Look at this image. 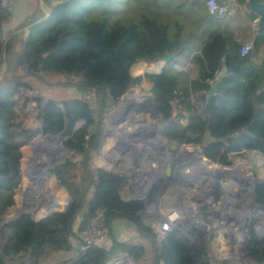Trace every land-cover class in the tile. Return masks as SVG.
<instances>
[{"label":"trees","instance_id":"trees-1","mask_svg":"<svg viewBox=\"0 0 264 264\" xmlns=\"http://www.w3.org/2000/svg\"><path fill=\"white\" fill-rule=\"evenodd\" d=\"M40 1L43 7L39 5L3 33L8 12L0 0L2 68L3 59L6 63L0 72V264H41L47 253L72 252L71 238L88 225L99 208L104 210L111 243L79 252L68 264H104L121 253L146 264V244L150 264H264V235H254L252 225L247 230V253L236 259L213 260L209 244L213 234L204 231L193 232L198 238L195 241L175 227L158 240L139 214L142 201L123 196V179L111 170L91 167L93 154L105 140L104 118L110 100L119 99L143 77L150 80L152 97L141 108L165 122L162 134L167 141L196 144L216 165H228L231 155L249 150L264 154V25L254 32L253 51L245 54L240 53L242 42L213 31L189 59L198 68L195 76L177 70L170 62L158 73L134 76V63L148 61L156 52L177 51L185 63L190 40L182 35L183 25L171 20L183 0ZM238 2L247 6L246 0ZM44 10L48 15L42 19ZM247 14L256 18L251 11ZM259 53L261 61L255 63L252 57ZM223 63L227 75L201 106L196 94L209 89ZM44 73L60 75L56 85L74 94L61 99L59 105L40 96L29 99L11 87L22 84L27 76L43 81ZM30 100L39 117L42 114L39 127L28 123ZM38 132L41 134L33 135ZM57 133L62 145L80 157L54 162L49 171L68 193L66 208L38 220L27 213L5 219L15 204L18 149L29 137L28 144ZM251 197L264 202V178L252 185ZM59 205L62 203L56 208ZM115 220L131 222L142 241L118 240L110 232Z\"/></svg>","mask_w":264,"mask_h":264},{"label":"built area","instance_id":"built-area-1","mask_svg":"<svg viewBox=\"0 0 264 264\" xmlns=\"http://www.w3.org/2000/svg\"><path fill=\"white\" fill-rule=\"evenodd\" d=\"M206 4L208 9L212 12V15L217 19L223 18L225 14L231 11V8L226 5L218 4L217 0H207ZM250 49V44L243 43L240 48V53L245 54ZM152 64L154 67L153 71L155 73L160 72L163 66L162 62L157 60L152 62ZM122 100L123 99L116 101L111 99V101L117 105L120 104ZM131 106H134V104H129L128 107L125 108L126 112L105 113V117H107L108 123H110L111 126L110 135L109 137L107 136L109 138V144L107 143V155L109 161L114 165L108 170H111L123 179V196L125 193L129 198H136L142 201L143 207L139 214L141 218L151 226L158 240H161L169 230L175 227L182 228L178 223L181 220L184 221V218L180 217L176 203H180L183 199H186L188 200V213L193 214V218H187V229L185 230L182 228L187 237L197 241V236L195 233L191 236V232L202 231L203 226H205L206 229H209L207 231L209 233V225H216L219 223L222 227L213 237L216 243L210 247L212 256L214 258L223 257L228 252V246L233 247L235 257L239 258L246 255L248 247L247 230L250 224H247L246 215L242 214L239 210L245 198L244 191L242 190L243 192H241V188L243 187L240 185H238V187L235 186L236 189L229 192L226 189L227 184L224 185L226 189L224 196H221L220 199L215 202L214 199L208 196V193L213 197L221 191V179L219 182L211 181V179L207 177L199 179L197 182L206 180L201 190L203 187L207 188L209 192L206 194L205 199H210L211 203L208 204V202H205V199L202 198L201 200L204 202L207 209L202 211L197 208L198 204L201 207L202 201H194L188 198V195L192 196L188 192L191 189L184 191L183 188L173 182V176L177 173L175 163L177 160L175 157L177 156L175 153L178 149L177 146L181 144H177L175 148H170L171 142L164 138L161 126L160 128L158 126L157 129L154 127L151 129L149 126H143V124L139 125L143 122L135 124L128 123L127 120L131 117L129 116L131 112L128 111L131 109ZM197 149L201 150L200 148ZM233 156L234 155H231L227 162L230 163ZM238 161L239 160L235 161L233 164ZM167 165L168 174L164 171ZM241 171L245 172L244 170ZM166 184L169 186L168 189L165 190ZM235 184H238V180L235 181ZM161 192L163 194H168V196H171L172 200L174 199L176 202L174 201L172 206L165 202L163 204L165 196H161ZM151 195L152 199H150ZM226 201L229 204L228 206L225 205ZM44 202L45 201L42 199L38 203H32L27 214L32 216L36 210H40L39 213L43 212V207L41 208V206L47 207ZM22 203H26V197H22ZM261 204L264 205V202ZM45 215L46 214L43 216ZM43 216L38 215L34 219L38 220ZM236 217L240 218V220L237 221L235 219ZM108 234L109 227L105 223L104 210L99 208L94 212L88 225L79 230L77 234L71 238V244L74 247L72 252L74 253L70 256V259L75 254L85 252L93 246H103L107 241ZM263 235L264 230H261L260 234L256 236L261 237ZM69 260H63L62 264H68ZM129 261L135 264L127 254L121 253L112 257L104 264H130Z\"/></svg>","mask_w":264,"mask_h":264},{"label":"rangeland","instance_id":"rangeland-1","mask_svg":"<svg viewBox=\"0 0 264 264\" xmlns=\"http://www.w3.org/2000/svg\"><path fill=\"white\" fill-rule=\"evenodd\" d=\"M56 1H59V0H56ZM4 5H5V8L8 12L7 13L8 14V20H6L5 23L3 24V33L7 32L10 29H13L19 22H21L23 20V18L26 15H30L33 12H35L39 5H40V7H43L40 0H4ZM145 64H148V62L143 61V60H139L136 63H134V65L131 68V74L134 76H137V75H143L145 72H148V73L154 72L153 70H149V69H145V68L143 69L142 66H144ZM2 69L3 68H2V65L0 63V72L2 71ZM43 79H44L43 81H39L36 78H34L33 76H27L22 80L23 81L22 84L14 83L11 85V87H14V85H18V90H20L23 93V95L28 97L29 99H32L35 96H40L44 99V101H46L47 99H53L58 104H60L61 99L66 98L67 96L74 94V93H72L71 89L60 87V86L56 85L57 80L60 79V75H58V74L44 73ZM133 90L147 94L148 98L145 100H142V101H138L137 104H134V106H131V109L128 111V112H131L129 114V116H131V117L129 118V120H127V122L135 124L138 122H146L149 120L153 124V126H149L151 129L153 127L155 129H157L158 126L160 128V126H162L165 122L162 120L159 121L158 120L159 117H153V116H151V114L148 111H144V110H142L141 107H139L140 103H142V105H143L148 99L151 98L150 82H149L148 78L143 77L141 79L140 83L131 85V87L120 97V99H123V97L126 94H128L129 92H131ZM132 97H133V94L126 95L125 100L132 98ZM120 99H117L116 101H118ZM109 103L110 104L107 108L106 113L109 114L110 112H126L125 109L118 111V108L120 105L114 104L113 101L110 100ZM26 111L28 113L29 125H31L32 127H39V125H40L39 112L36 109L35 103L33 101H31V100L29 101V104H28ZM174 113H176V109L174 110ZM104 120H105V134H104L105 140H104V143H103L101 149L97 153L93 154L92 160H91V167H94V168L95 167H103V168L110 169L111 166H114L111 163V161H109V158L107 155V148H108V144H109V142H108L109 138L108 137L110 135L111 126H110V123H108L107 117H105ZM145 126H147V125H145ZM37 134H40V133L38 132V133H35L33 135H37ZM53 136H55V138H54L55 140L51 139V138H53ZM45 137H47V138H45L46 140H50L51 142L55 141L59 145V148H56L55 146H51V149L46 148V151H48L50 153V154H48V153L44 154L46 160H48V159L50 160L48 163L47 171L44 169H41L38 172V174L33 176V177H36L39 179V181H38L39 183L37 182V180L31 179V176L33 174H32V172H30L31 176H29V172L26 171V163L23 162V160L25 161L24 149L26 147H28L30 150H32L31 152H33V150L37 149L36 144L38 142H41V139L37 143L33 142V143L28 144V141L30 138L29 137L20 146V148L22 146L23 147L21 149L19 148L20 150L18 149L20 159H19V165L17 168V187H16L15 193H14L15 204L8 209V214L5 215V219L11 218L20 212L28 213V211L31 207L30 205L34 202L38 203L42 199L45 201L44 203H45V205H47V207L41 206V208L43 207L42 208L43 212L39 213L40 210H36V212H34L32 215L33 218H35L38 215L43 216L44 214H48L49 212L54 211V210L62 209V208H53L51 206L53 203L51 197L57 196L61 200H63V199L65 200L68 193H67L66 189H64L62 186H60V184H58L56 181H54V177L49 175L50 174V172H49L50 168L52 167V164L54 162H62L66 158H69L72 161H77V160H79L80 157L78 154H76L72 151H68L66 148H64V146L62 145V142L60 140V136L58 137L57 135H51V136L46 135ZM177 148L178 149L175 153V155L178 157L176 162H175L177 173H176V175L173 176V182L176 185L183 188L184 191H186L187 189H191V190H194L193 193L202 194L201 191L203 190V188L201 190V187L204 183H206V180H204L203 182H197L198 180H195L194 177H196V174L198 175V169L199 168L193 162L194 156L187 153L188 151H190L194 148H196V149L200 148V146L193 144V143H185V144L178 145ZM31 152H30V155L32 154ZM36 158L40 159V155L36 156ZM237 160H241L244 162L245 166L247 167L246 172H242L241 170H243V169H240L239 167H237V168L235 167L236 164L238 165V162H236L235 164H233V163ZM218 166H219L218 172L220 173L219 181L221 179L222 189L219 193H217L213 197L211 196L210 193H208V196H210L212 199H214L215 202H217L221 196H224V193L226 192V189H227V185H229L228 183L230 182L231 178H232L231 182H235L238 180L237 186L240 185L241 187H243V188H241V192L245 191V192H243L245 198H244L242 205L240 206L239 210L242 212L244 209H248L250 214L246 215L247 224L252 225L253 233H254V235H257V231L259 230L261 232V230L263 228L262 226H264V216H262L261 213L260 214L256 213V211L259 209H264V207L259 206V205H261V202L253 201L251 199L250 194H251V187L254 184L253 181L256 179H263L264 178V154H262L261 152L258 153V151H254V150L245 151L244 154H242V155H234L231 158L230 163L228 165L220 164ZM249 174H250L251 178L249 177ZM240 176L242 177L243 182L240 181V179H239ZM244 179H248L250 181V186H249L250 188L248 187V185H246L244 183ZM31 180H33V181H31ZM31 184L33 187H32V189H29L28 186ZM224 185H226V189H225ZM168 186L169 185L166 184V187L164 189L165 190L168 189ZM245 189H249V190L247 191ZM196 191H198V192H196ZM230 191H232V190H230ZM204 194H206V193H204ZM160 195L165 196L163 199V204L165 202V203H168L169 205L172 206V203L175 200L174 199L172 200L171 196H168V194H163L162 192L160 193ZM22 197H26V203H22ZM124 197H127L125 193H124ZM188 198H191V199L194 198V200L197 199L199 201L201 200L200 198H195V196L193 197V196H189V195H188ZM36 201H38V202H36ZM176 204H177L176 207L179 211L180 217L184 218V221L181 220V221H179L178 224L183 229L186 230L188 227V225L186 226V222H188L187 218H189V219L193 218V216H192L193 214L188 213V208H189L188 207V200L183 199L180 203H176ZM228 205L229 204H226V206H228ZM41 208H39V209H41ZM197 208H199L202 211L207 209V207L203 201L201 203V207L198 204ZM220 221H222V220H220ZM209 226H210L209 234L210 233L213 234L212 238L209 241V244L211 247V245H214V243H216V240H214V238H213L214 234L216 232H218L222 226L219 223L216 225H209ZM259 226H261L262 228H260ZM257 228H258V230H257ZM208 230L209 229H206V231H204V232H207ZM110 232H112V234H114L115 237L120 241L129 242V243H138V242L142 241L138 237L134 225L128 221H124V220L113 221L111 224ZM190 234L192 236L194 233L191 232ZM248 242H250L249 234L247 235V245H248ZM110 243H111V238H110V235L108 234L107 241L104 245L108 246ZM145 247H146L145 256L147 259L145 261H146V264H150L151 255L149 252V248L147 247V244ZM73 253L74 252H70L66 255L47 253L42 258L41 264H62V261L64 259H67L68 257L72 256ZM210 256L215 261H221V260L226 259V258H235V259L237 258V257H235L233 247H231V246L230 247L228 246L227 254H225L221 258H219V257L214 258L212 256V253H210ZM131 260H133V259L131 258ZM129 262H132V261H129ZM137 264H141V263H137Z\"/></svg>","mask_w":264,"mask_h":264},{"label":"crops","instance_id":"crops-1","mask_svg":"<svg viewBox=\"0 0 264 264\" xmlns=\"http://www.w3.org/2000/svg\"><path fill=\"white\" fill-rule=\"evenodd\" d=\"M183 1V5H181V7L176 11L175 18L172 17L171 20L177 19V21L181 25H183L182 35L185 39L190 40V48L188 57L184 58L185 63H183L177 55L178 61L171 63L174 68L189 73L190 77L197 75L198 68L194 66L189 61V59L194 53L200 51L207 38L213 31H222L228 34L229 36H232V38L236 41L248 43L251 45L250 50L253 51L252 40L254 32L257 30L258 26L256 24V18L252 20L248 16L247 12L249 10L247 6L240 5L238 0H217L218 4L226 5L227 7L231 8V11L225 14L223 18L217 19L212 15V12L208 9L206 4L207 0ZM252 58L255 63H259L261 61L262 54L259 53L257 55H253ZM144 68L149 69L150 67L145 66ZM153 68L154 67L151 66L150 69ZM212 81H214V79L211 80L210 83ZM31 151L32 150H30V152ZM40 151L41 149L39 151L35 149L33 150V152H31V155L24 156L25 161H23L26 163V166L29 164L28 160L33 159L35 156L39 155L38 152ZM32 155H34V157H31ZM66 199L65 203L61 207L62 209L66 204Z\"/></svg>","mask_w":264,"mask_h":264},{"label":"bare ground","instance_id":"bare-ground-1","mask_svg":"<svg viewBox=\"0 0 264 264\" xmlns=\"http://www.w3.org/2000/svg\"><path fill=\"white\" fill-rule=\"evenodd\" d=\"M145 66H147V67H150L151 68V66H153V64L152 63H148V64H145L144 66H142V68H144ZM149 68V70H153V69H150ZM143 72V71H142ZM135 90H133V91H131V92H129L128 94H126V95H129V94H133V97L132 98H129V99H126L125 100V96L123 97V100L121 101V103L120 104H118V105H120L119 106V108H118V111H120V110H122V109H125L126 107H128V105L129 104H137V102L138 101H141L144 97H147L148 95L147 94H145V93H143V92H139V91H135ZM143 124V126H145V125H153L152 124V122H150L149 120L148 121H146V122H143V123H140L139 125H142ZM46 136V135H45ZM45 136H42V137H40L37 141H36V143L38 142V141H40V139H41V142H38L37 144H36V146H37V151H39L40 149H41V151L40 152H38L39 153V155H40V159L39 158H36V156L34 157V155H32L31 157H34L33 159H30V160H28V162H29V164L26 166V171L27 172H29V176H31V174H30V172H32V176H31V179H34V180H37V182L39 181V179L38 178H36V177H33L34 175H36V174H38V172L41 170V169H44V170H46L47 171V168H48V163H49V159L48 160H46V158H45V153H48V154H50L48 151H46V148H50L51 149V146H55L56 148H59V145L55 142V141H53V142H51L50 140H46L45 138H47V137H45ZM55 138V136H53V138H51V139H54ZM55 140V139H54ZM54 148V147H53ZM55 149V148H54ZM187 153H189V154H191L192 156H194V159H193V162L195 163V165L196 166H198V175L196 174V177H194L195 178V180H199V179H202V178H205V177H207L208 179H211V181H217V182H219V175H220V173L218 172V169H219V166L218 165H216L215 163H213V162H210V161H208L204 156H203V154L198 150V149H196V148H194V149H192V150H190V151H188ZM259 153V152H258ZM24 154L26 155V156H28V155H30V149L27 147L26 149H24ZM39 155H37V156H39ZM175 159H177V157H175ZM47 161V162H46ZM208 163V164H207ZM218 167V168H217ZM236 168L237 167H239L240 169H243L245 172H246V167H245V165H244V162L243 161H241V160H239L238 161V165L236 164V166H235ZM262 167V166H261ZM28 168V169H27ZM237 170V169H236ZM240 181H242L243 182V179H242V177L240 176ZM42 180V179H41ZM31 181H33V180H31ZM39 183V182H38ZM244 183L246 184V185H248V187L250 186V181L248 180V179H244ZM238 187L236 184H235V182H230L229 183V185H227V190L230 192V190H235L236 189V187ZM29 187V189H32V184L31 185H29L28 186ZM250 188V187H249ZM62 190V189H61ZM246 190H248V189H246ZM193 191L194 190H189L188 192H189V194L190 195H192L193 197L195 196V198H200V199H205V196H206V194L209 192L208 190H207V188H204L203 187V190L201 191L202 192V194H198V193H193ZM196 192H198V191H196ZM245 192V191H244ZM204 193H206V194H204ZM52 198V207L53 208H56V206L58 205V204H60V203H62V205H59V206H63V204L65 203V200L63 199V200H61L59 197H55V196H53V197H51ZM193 200H194V198H193ZM194 201H199V200H197V199H195ZM205 202H208V204H210L211 203V201H210V199H205ZM226 204H228V202L226 201L225 202V205ZM260 207H264V206H262V205H259ZM242 214H244V215H248V214H250V212L248 211V209H244L242 212H241ZM256 213H261L262 214V216H264V209H259V210H257L256 211ZM264 227V226H263ZM237 249V248H236ZM130 264H133V262H130Z\"/></svg>","mask_w":264,"mask_h":264},{"label":"water","instance_id":"water-1","mask_svg":"<svg viewBox=\"0 0 264 264\" xmlns=\"http://www.w3.org/2000/svg\"><path fill=\"white\" fill-rule=\"evenodd\" d=\"M246 2H247L248 10L253 12L256 15V24H257V26L264 25V1H262V0H246ZM43 12H44V16H43L42 19H44L48 15L47 11L44 10ZM177 55H178L177 51H172V52L165 51V52H162V53L156 52L155 55L152 58H150L147 62L148 63H152L154 61L159 60V61L162 62V65H164L166 62L173 63V62H177L178 61ZM223 60H224V58H222V61ZM5 66H6V63H5V60L3 59V69L1 71V74L3 73V70L5 69ZM152 73H155V72H152ZM1 74H0V78H1ZM226 75H227V67L223 63L221 65L220 69L217 71L214 81H212L210 83L209 89L207 91H200L199 93H197V98L199 99V101H200L202 106L205 104L208 96H212V95H214L216 93L217 82L222 77H224ZM14 89H18V85H14ZM150 94H151V97H152V93H150ZM147 98L148 97H146L145 99H147ZM139 107H142V103L139 104ZM203 112L206 113V110H203ZM41 116H42V114H40V117ZM158 120L160 121L161 118H158ZM163 127H164V124L161 126V129H163ZM54 135H57L59 137L60 133H57V134H54ZM49 136H51V135H49ZM176 146H177V144H175L174 142L170 143V148H175ZM64 148H66V147H64ZM66 149L68 151H70L69 148H66ZM199 151L202 154H204L202 150H199ZM164 171H165L166 174H168V172H169L168 171V165H167V167L165 168ZM49 175L52 176L51 174H49ZM260 180L261 179H256L253 182L256 183V182H259ZM54 181H56V180L54 179ZM68 201H69V196H67L66 204H65V206H64V208L62 210H64L66 208ZM54 211H57V210H54ZM51 212H53V211H51ZM235 219L237 221L240 220V218H238V217H236ZM202 231H206V227L205 226H203ZM69 259H70V257L67 258V259H64V261L69 260ZM133 261H134L135 264H137L135 262V260H133Z\"/></svg>","mask_w":264,"mask_h":264}]
</instances>
